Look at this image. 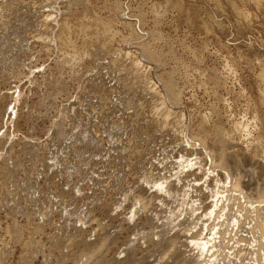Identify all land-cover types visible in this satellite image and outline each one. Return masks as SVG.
Segmentation results:
<instances>
[{"label":"rangeland","instance_id":"1","mask_svg":"<svg viewBox=\"0 0 264 264\" xmlns=\"http://www.w3.org/2000/svg\"><path fill=\"white\" fill-rule=\"evenodd\" d=\"M47 1L49 0H22L21 4L18 3L17 6L11 7L12 9L9 11L12 12L7 11L9 13L6 14L8 17H5V22H7L5 25L8 24V26H0V31H2V28L5 30L6 27V34L0 32V97L6 95L5 99L0 100L2 111H4L0 118V170L3 159L6 158H10L12 162L15 160L14 162L21 167V169H18L20 168L18 166L16 168L18 171L16 169V171H13L17 174L12 173V177L10 175L8 188L5 189L8 194L4 193V196L0 194L1 202L4 201L1 206L2 210H0L2 227H6V224H8L9 217L6 212L11 208L9 206H12V198L17 199L18 195H20L18 201L20 200L22 206L27 203L28 207L33 203L28 207V211L31 213V210L32 212L36 210L34 211L36 213L33 214L35 218L39 217L42 222L43 215L41 214L43 211H46L50 217L49 225L42 226L43 233L35 236L36 240H39L37 242L36 240L33 241L35 244H29L30 247L28 248L32 251H29L28 256H25L30 261L27 264H42L45 257L49 259L50 264H58V262L60 264H74L75 262V264H79L81 259L80 248L82 249L83 246L78 244L77 246L76 243L78 242L72 243L67 239L66 243L63 238L67 233L77 236L79 228H84L83 231L86 230L87 233L92 230L93 234V228L98 229L96 226L111 227V229L107 228L113 237L109 235L107 256L116 255L117 252H121L116 255L121 258L129 255L130 259L126 258V264H262L259 256L264 252V248H260L258 244L260 242L264 243V209L248 225L244 223L248 222V219H243V216H241L238 222L239 226L233 227L232 233L226 225L231 221L229 218L233 212L228 213L227 208L225 211L227 215L229 214L227 222H224L223 226L215 225L207 236L210 224L218 221L214 217L222 214L223 211L220 213H216V211L206 213L201 208L202 204L200 202L210 203L212 200H218L220 194H217L218 196L216 195L215 199L214 197L205 196L213 194L210 189L215 184L223 186L228 182L227 187H230V177L226 181L222 180L224 175L229 173L218 169L219 171L218 173L215 172L216 174L214 172L208 173L212 177L208 174L205 176L203 174L209 165L204 166L203 171H194L196 174L190 175L191 177L188 178L185 177L186 174L176 173L181 170L186 173L187 168L182 169L185 162L181 163L180 161L188 160V158L196 159L201 153L195 147L190 149L192 146L184 148L185 144L179 140L181 132L177 131L180 130L178 127L182 123L185 124L186 120L190 122L192 117H200L201 114V117L206 116L207 119L216 118L213 115L218 112L225 125H229V121H235L236 119V121L243 120L250 124L251 111L255 107L257 93L264 98V0H56V4L52 6L57 7L55 14L58 19L59 16L69 14L73 10L78 15L88 13V16H98L99 22L109 25V28H111L109 30L113 31L110 32L111 39L110 37L108 39V48L101 47L100 40H97L96 45L92 47L94 54L90 57L88 55L89 59L87 55H80L79 59L75 58L74 60H78V63L74 62L73 58L72 62L69 60V63L58 61L57 58L63 56L64 53L67 56L73 54V50L71 48L65 49V47L60 56L56 42L47 48L42 46L41 41L35 35L39 30L37 21L48 13V8L44 6ZM10 15H13V18H10ZM10 24L13 27L10 28ZM94 28L93 24L90 30ZM4 30L3 32H5ZM29 32L31 33L29 34ZM31 34L34 36L33 40ZM73 34L71 38L77 44H82V40H86L84 35ZM139 39L140 41L143 40L141 42L146 43L145 45L148 44L147 47L149 46L150 49L153 48L154 51L159 50V53L162 52L161 58L163 59L159 63L160 65L145 62L146 65L149 64L148 69H150L148 70V81L149 84L153 82L161 90L162 84L158 76L161 75L164 79H168V76H170L171 80L174 79L173 83L177 85V89L181 92L182 99L181 106H178L180 108H177L178 111L175 109V111L184 113V117H181L183 122H178L175 114V116L171 114V117L168 116L167 120L165 119L169 123L163 121L164 117H160L162 115L160 114L161 111L156 108H159V104L155 103L158 106L153 105L156 110L150 105L155 100L159 103V98L156 95H154L155 98H150L154 96L149 92L150 89L147 91L146 88L143 89V81L139 84V80L132 78L131 81L130 78L126 81V84L130 81L128 85H133L135 89L133 90L134 87L132 86L121 92V89H125L124 85L126 84L122 79H124L126 72L121 75L120 81L116 79L115 76L119 74V71H115L113 67L110 69L112 65L110 61L112 62L115 57H121V59L125 57L126 60V56L129 54L127 62L124 61L128 63V61L138 57V48H140L138 45L141 43ZM93 55L98 56L94 57ZM81 56L86 57V59H81ZM82 60H86L87 63H79ZM65 63L67 64L65 65ZM79 65H82L81 68H79ZM84 65L88 66L85 67ZM213 72L225 84L224 86L221 83L219 87L217 86V89L213 87L209 80H206L209 83V86L206 87L205 78ZM197 79L198 82H196ZM134 81L140 87L138 84H134ZM202 82H205V85ZM120 84L123 88H120ZM114 85L116 88L118 87V91ZM136 86L139 88L137 89ZM141 89L142 92H140ZM115 90L116 94L114 93ZM241 90L244 95L240 94ZM144 92H148L151 96L144 94ZM140 94L148 96L144 97ZM105 95L109 97L108 101H105ZM102 96L103 100L101 99ZM147 101L150 103L147 104ZM135 102L139 103L136 105ZM151 109L153 110L151 111ZM154 110L155 112H153ZM136 111H139L138 114ZM62 118H65V120H62ZM173 123H178L177 127ZM175 133L179 134L177 138ZM176 139L181 143L177 142ZM176 142L177 144H175ZM207 142L211 143L209 139ZM239 142H235L236 144L232 145V148L229 147L227 151L231 149L234 150L233 152L238 153V173L241 176L242 183H244V189L242 188L240 192H230L231 199L227 201L229 207L230 205L233 206L232 202L237 204L234 196L241 197L249 192L257 196L255 190L264 185L262 159L252 157L248 150L245 153L242 152L243 149H246L247 142L245 140ZM243 144L246 146L242 147ZM35 152H37V155L40 153V156L38 155L36 158ZM231 155L226 163L228 167L235 161ZM42 160L44 163L41 162ZM55 160H59L58 166H51V161ZM174 162H177L180 166L178 165L177 168L172 169ZM36 163L39 166H36ZM41 163H43V168ZM44 164L47 165V168L44 167ZM226 169L228 168L226 167ZM229 170L235 172L232 168H229ZM1 174L3 176V173ZM50 174H53V176ZM153 176H167L169 182L175 184L179 182L177 187H183V190L179 188V191L171 196L158 192V195L164 196L165 204L155 199L150 210L147 211L146 208H143L142 211L139 202L136 200L137 198L134 196L139 195L137 191L141 187L146 188L147 194L156 191L159 187V181L153 184L151 179H154ZM218 176L221 178L220 182L216 181ZM194 177L197 180L190 182V180L195 179ZM4 180H7V177ZM134 183L137 185L135 186ZM14 184H16L15 188L17 186L18 188H14L15 190L12 191ZM194 184L196 187H202V191L206 192L202 194V197L200 195V199L197 197L199 191L195 190L197 188ZM153 185H156L157 188ZM206 185L208 186L206 187ZM127 187H130V190ZM18 189L21 191L18 192ZM9 194L11 197L7 196ZM241 202L244 203L243 198ZM258 205L264 208V202L261 204L255 202L249 207ZM244 206L247 205L244 204ZM233 207L236 209V206ZM115 208L117 211H113ZM135 208L139 209L137 214ZM37 212H39V215ZM19 213L18 219L26 222L27 219L25 221L24 214L19 215ZM131 214L132 218L127 221ZM208 214H211V216ZM254 214L251 213L249 216H254ZM222 219L221 217L219 221ZM257 220L258 222L261 220L259 224ZM252 226H255V228ZM160 231H169V234L177 232L182 237L180 238L181 241L187 243L180 247L187 254L191 252L189 249L192 248L193 253H198V251L203 253L196 260H188L180 251L174 254L171 250L167 251L166 249L170 246L166 248L165 245L164 250L163 247H160V249L159 246H153L151 239H156V236H152V234ZM0 233V248L9 245L10 250H15L12 251V255L8 256L6 263L22 264L21 258L23 257H20L22 247L18 244L13 246L9 234L1 230ZM58 233L59 236L64 235L61 240L57 239ZM196 234L200 239L197 237L191 238V236H197ZM204 236H207V241L202 238ZM243 237L248 241H241L240 239ZM250 237L254 238V241H250ZM258 239L260 240L259 243ZM48 240L49 242H47ZM42 244L43 246H41ZM33 245L42 248L39 247L40 250H38ZM64 245L68 246L65 247ZM32 246L34 250L31 249ZM154 249L155 251H153ZM61 252L64 256L61 255ZM166 252H170V255H166L168 254ZM20 260L21 263H19Z\"/></svg>","mask_w":264,"mask_h":264},{"label":"bare ground","instance_id":"2","mask_svg":"<svg viewBox=\"0 0 264 264\" xmlns=\"http://www.w3.org/2000/svg\"><path fill=\"white\" fill-rule=\"evenodd\" d=\"M22 0H3V1H0V26H2V25H5V23H7V22H5V17L7 16L6 14L7 13H9V12H12V11H9L10 9H12L13 8V6L15 7V6H17L18 5V3H20ZM40 2V1H39ZM56 0H49V1H47V2H45L44 3V6H46L48 9V13H46V15L42 18V19H40L39 21H37V24H38V28H39V30L35 33V35L38 37V39L41 41V43H42V46H44V47H47V48H49L50 47V45H52V43H55V44H57V47H58V51H60L59 53V55L61 56L62 54H61V52H62V50H63V48H65V49H72L73 50V54L71 53L70 55H72L71 57H70V55L68 54V56H67V54L65 55V53H64V55L63 56H61L60 58H57L58 59V61H60V62H62L63 63V61H65V62H68L69 63V60L71 61L72 60V58H73V61L75 60V58H80V55H83L84 54V56H86L87 55V58L89 59V57H90V55H92V54H94V52H93V49H92V47L94 46V45H96V41L98 40H100L99 42H100V44H101V47H106V48H108V44H109V37H110V32L112 31V30H109V29H111V28H109L110 26L109 25H107V24H103V23H100L99 22V18H97L98 16H88V13H83V14H80V15H78V14H76L75 12H74V10L71 12V13H69V14H64V15H62V16H59V19H58V16H56V14H55V11L57 10V7H53L52 5H55L56 4ZM68 2V1H67ZM70 2V1H69ZM42 3V2H41ZM21 4V3H20ZM35 5V4H34ZM60 6V5H59ZM12 7V8H11ZM115 7H118V6H115ZM37 8V7H36ZM62 8V7H61ZM110 8V7H109ZM14 10V9H13ZM7 11H9V12H7ZM14 13H15V10L13 11ZM47 12V11H46ZM58 13V12H57ZM67 13V12H66ZM63 14V13H62ZM11 16V15H10ZM9 16V17H10ZM8 17V16H7ZM6 17V18H7ZM10 18H13V15L10 17ZM9 18V19H10ZM123 20V19H122ZM7 21V20H6ZM10 21V20H9ZM8 21V22H9ZM13 21V20H12ZM101 21V20H100ZM11 22V21H10ZM98 22V23H97ZM58 24V26H57V24ZM94 24V26H95V28L94 29H92V30H90V28H91V26ZM125 24H127V23H125ZM15 25V24H14ZM128 25V24H127ZM5 26H8V24L7 25H5ZM10 26V28H11V24L9 25ZM2 27H4V26H2ZM13 27V26H12ZM37 27V26H36ZM14 28H16V27H14ZM37 28V29H38ZM1 29V28H0ZM3 30H4V28H2V31H0V32H2V33H4V34H6V27H5V32H3ZM17 30V29H16ZM18 31H19V27H18ZM11 32V31H10ZM14 32H15V29H14ZM33 32V31H32ZM113 32V31H112ZM111 32V33H112ZM134 32V31H133ZM1 33V34H2ZM16 33V32H15ZM31 32H29V34H30ZM73 33H76V35H80V36H83L84 35V37L86 36V40H82V44H77L76 43V41H74V40H72V38H71V36H72V34ZM135 33H136V31H135ZM3 34V36H5ZM19 34H21V33H19ZM23 34V33H22ZM33 34V33H32ZM32 34H31V36H32ZM114 34V33H113ZM34 35V34H33ZM34 35V36H35ZM100 35H103L102 37H99ZM112 35V34H111ZM137 35V34H136ZM135 35V36H136ZM1 36V35H0ZM28 36V35H27ZM34 36H32L31 38H32V40L34 39ZM73 36H74V34H73ZM24 37V36H23ZM37 37H36V39H37ZM26 38V37H25ZM28 38V37H27ZM82 39H83V37H81ZM0 39H1V37H0ZM9 39V38H8ZM29 39H30V37H29ZM29 39H27V40H29ZM76 39V38H75ZM110 39H111V37H110ZM18 40V39H17ZM19 40H20V37H19ZM38 40V41H39ZM77 40V39H76ZM135 40V39H134ZM11 41V40H10ZM84 41V42H83ZM129 41V40H128ZM141 41H143V40H141ZM140 41V39H139V42H141ZM78 42V41H77ZM11 43H13V42H11ZM14 43H16V42H14ZM18 43V42H17ZM137 43V42H136ZM139 44V43H138ZM146 44V43H145ZM144 44V42L142 43H140L138 46L140 47V48H138L139 49V55H138V57H136L135 59H132V61L130 60V61H128V63H125V62H127L126 60H127V58H129V57H127V56H129V54H128V52H127V56H126V60H125V57L123 58V59H121V57H115L114 59H112V62L110 61V63L112 64L111 65V67H110V69L113 67V69L115 70V71H119V74H120V72H121V74L119 75L118 73V75H119V77H118V75L117 76H115V77H117L116 79H118L119 81L121 80V75L123 74L124 75V73H125V75H124V79H122L123 81H124V83L126 84V81L128 80V79H130L131 78V81H132V78L133 79H135V80H139L138 82H139V84H141V82L143 81V86H144V88L143 89H145L146 88V91L148 90V89H150V91L149 92H151V94H153L152 96H154V95H156V97H158L159 99H158V101H159V103L158 102H155V101H157V100H155V101H151L152 103L150 104L152 107H153V105H155V103H157V104H159V108L158 107H156L158 110H160L161 112H160V114H162L160 117L161 118H163L164 117V122H168V121H166L167 119V117L168 116H170L171 114H173L172 116H177V118H178V120L177 119H174V120H177L178 122H183V118H181L182 116L184 117V113L183 112H177L178 111V109L180 108H178V106H181V92H179V90L177 89V85H174V83H173V80H171L170 79V76H168L169 78L168 79H164V78H162L161 77V73L160 74H158V75H160V76H158V78H160V80L159 81H161V90H159L158 88V86H155V84L153 83V82H151V84H149V81H148V78H149V75H148V70H150V69H148L149 68V62H151L152 64H158V65H160L159 63L161 62V60L163 59V58H161L162 56V52L161 53H159L158 51H154V49L152 50V49H150L149 48V46L147 47V45H145ZM14 45V44H13ZM30 46V45H29ZM91 46V47H90ZM56 47V46H55ZM3 48V47H2ZM5 48V47H4ZM91 48V49H90ZM65 49H64V52H65ZM99 49H100V46H99ZM103 49V48H102ZM3 50H5V49H3ZM63 53V52H62ZM98 53V52H97ZM124 53H126V52H124ZM1 54V53H0ZM96 54V53H95ZM88 55H89V57H88ZM124 55V54H123ZM67 56V57H66ZM94 57H96V56H98V55H93ZM131 56V55H130ZM82 57V56H81ZM21 58V57H20ZM78 58V59H79ZM5 59V58H4ZM7 59V58H6ZM5 59V60H6ZM81 59H86V57H82ZM91 59V58H90ZM21 60V59H20ZM66 60H68V61H66ZM0 61H1V59H0ZM2 61H3V59H2ZM55 62H56V60H54ZM78 61V60H77ZM77 61H74V62H77ZM80 61V60H79ZM86 61V60H85ZM85 61H81V62H79V63H83V62H85ZM89 61H92V60H89ZM125 61V62H124ZM181 61V60H180ZM72 62V61H71ZM70 62V63H71ZM73 62V63H74ZM145 62H148L147 63V65L145 64ZM154 62V63H153ZM163 62V61H162ZM78 63V62H77ZM85 63H87V62H85ZM165 63V62H164ZM57 64H58V62H57ZM67 63H65V65H66ZM84 64V63H83ZM82 64V65H83ZM89 64V63H88ZM177 64V63H176ZM72 65V64H71ZM71 65H70V67H71ZM74 65V64H73ZM81 65V66H82ZM157 65V66H158ZM56 66V65H55ZM62 66H64V65H62ZM69 66V65H68ZM75 66H78V65H75ZM81 66L79 65V68H81ZM85 66V65H84ZM84 66H83V68H84ZM88 66V65H87ZM87 66H85V67H87ZM162 66H164V65H162ZM183 66V65H182ZM186 66V65H185ZM184 66V67H185ZM197 66V65H196ZM178 67V66H177ZM59 68H61V67H59ZM161 68V67H160ZM193 68V67H192ZM229 68H231V67H229ZM74 69V68H73ZM186 69H188V68H186ZM200 69V68H199ZM232 69H234L233 67H232ZM16 70V69H15ZM85 70V69H84ZM86 70H87V68H86ZM85 70V71H86ZM84 71V72H85ZM113 71V70H112ZM114 71V72H115ZM122 71H123V73H122ZM198 71V70H197ZM207 71V70H206ZM216 71V70H215ZM232 71H234V70H232ZM80 72V71H79ZM165 72V71H164ZM164 72H162V73H164ZM15 73V72H14ZM116 73V72H115ZM201 73H203V72H201ZM229 73V72H228ZM111 74H112V72H111ZM164 74H166V73H164ZM198 74V73H197ZM200 74V73H199ZM22 75V74H21ZM173 75V74H172ZM180 75V74H179ZM200 75H202V74H200ZM199 75V76H200ZM205 75V74H204ZM216 74L213 72L209 77L208 76H206L207 78H205V82H206V80H209V82L213 85V87H216L217 88V86L219 87L220 85H221V81L215 76ZM233 75V74H232ZM54 76V75H53ZM129 76V77H128ZM131 76V77H130ZM162 76H163V74H162ZM186 76V75H185ZM228 76V75H227ZM78 77V76H77ZM77 77H75V78H77ZM114 77V78H115ZM151 77V76H150ZM172 77V76H171ZM204 77V76H203ZM219 77V76H218ZM56 78V77H55ZM79 78V77H78ZM120 78V79H119ZM157 78V79H158ZM165 78H167V76H165ZM200 78V77H199ZM50 79V78H49ZM48 79V80H49ZM195 79V78H194ZM193 79V80H194ZM204 79V78H203ZM60 80V79H59ZM79 80V79H78ZM117 80V81H118ZM150 80V79H149ZM151 81V80H150ZM196 81V80H195ZM201 81V80H200ZM224 81V80H223ZM43 82H44V80H43ZM196 82H198V79H197V81ZM205 82H202L203 84L205 83ZM47 83V82H46ZM55 83H57V82H55ZM62 83V82H61ZM120 83V82H119ZM122 83V82H121ZM128 83H130V81H128ZM128 83L126 84V85H124L125 86V89H121V92L122 91H125L127 88L129 89V87H132V86H130V85H128ZM133 83V82H132ZM208 83V81L205 83L206 84V87L207 86H209V83ZM134 84H138V83H135V81H134ZM138 84V86L140 87V85ZM176 84V83H175ZM195 84H197V83H195ZM200 84V83H199ZM204 84V85H205ZM52 85V84H51ZM118 85V84H117ZM201 85V84H200ZM211 85V86H212ZM222 85L224 86L225 84H223L222 83ZM63 86V85H62ZM128 86V87H127ZM142 86V87H143ZM179 86V85H178ZM210 86V87H211ZM46 87V86H45ZM60 87V86H59ZM114 87H115V85H114ZM122 86H121V84H120V88H121ZM134 87V86H133ZM137 87V86H136ZM139 87H137V89L139 88ZM201 87V86H200ZM205 87V86H204ZM204 87L202 88L203 90H204ZM113 88V87H112ZM118 88V87H117ZM117 88L115 87V89L117 90ZM123 88V87H122ZM209 88V87H208ZM221 88V87H220ZM54 89V88H53ZM56 89V88H55ZM59 89V88H58ZM114 89V88H113ZM112 89V90H113ZM133 90L135 89V87L134 88H132ZM181 89V88H180ZM207 89V88H206ZM212 89V88H211ZM218 89V88H217ZM223 89V88H222ZM116 90L114 91V93L116 92ZM140 90V89H139ZM208 90V89H207ZM213 90V89H212ZM215 90V89H214ZM118 91V90H117ZM120 91V90H119ZM136 91H138V90H136ZM135 91V92H136ZM264 91V90H263ZM57 92V91H56ZM128 92V91H127ZM131 92H132V90H131ZM139 92V91H138ZM140 92H142V89H141V91ZM243 92H244V90H243ZM262 92V91H261ZM52 93V92H51ZM118 94L120 93V92H117ZM149 94L148 92H144V94ZM263 93V92H262ZM1 94V93H0ZM48 94V93H47ZM116 94V93H115ZM122 94V93H121ZM132 94V93H131ZM151 94H149V96H151ZM240 94H243L242 93V90H241V92H240ZM258 95H256V98H257V101H255V107H253L252 108V119H251V121H250V124L249 123H246L245 121H233V120H231V121H229L230 123H229V125H225V122L223 121V119L222 118H220L219 116H220V113H218L217 112V114H215V115H213V116H216V118H209V119H207L206 118V116L204 117V116H202L201 117V115H199L200 117H196V118H194V117H192L191 119V121L190 122H188L187 120L185 121L186 123V125L185 124H183L182 123V125H180V127H178L180 130H177V131H180L181 133H180V139L179 140H181V142L182 143H184L185 144V146H184V148H187V147H190V146H192V147H190V149L191 148H193V147H195V148H197V149H199V151L201 152L200 153V155H198L197 157H196V159L194 158L193 160H192V158L191 159H189L188 158V160H182V161H180L181 163H184L183 165H182V169H184V168H187L186 169V173H184L183 172V170H181V171H179V173H176V174H186L185 175V177L186 178H188V177H191L190 175H195L196 174V172H194V171H196V170H201V171H203V167L204 166H206V165H209L208 166V168L206 169V172H204V174L203 175H207L208 173H212V172H217L218 173V171L220 170V171H223V172H226V173H229L228 175H224V178H222V180H224V181H226L227 179H228V177H230L229 178V180H231L229 183H230V187H227V183L228 182H226V184L225 185H223V186H220V185H218V184H215L213 187H212V189H210L212 192H213V194H211V195H206L205 197H214V199H215V196L217 195V194H220V197H219V201L218 200H212L210 203H202V202H200L201 204H202V206H201V208L204 210V211H206V213H213V212H215L216 211V213H220L221 211H223V212H225L226 211V209L228 208V213L229 212H233V214H231L232 216H230V218L228 217L229 216V214L227 215V213L225 212L224 214H223V212H222V214H220V215H217L216 217H214V218H217L218 219V221L217 222H213V223H211L210 224V228H209V232L207 233V236L210 234V230L211 229H214V226L215 225H218V226H223V224H224V222H227V219L229 218L231 221H229V223L226 225L228 228L227 229H229L231 232L233 231V227H235L236 225L237 226H239L238 224V222H239V220H240V217L241 216H243V219H248V222H244L245 223V225H248L250 222H252L251 220H254V219H256V217H258V215L259 214H261L260 212L264 209L261 205H258V206H256V207H249V206H252L253 205V203L255 204V202H257L258 204H261V203H263L264 202V185L262 186V187H259V188H257L256 190H255V192L257 193V196L254 194V193H251V192H249L248 194H246L245 193V195H243V196H239V197H235L234 196V199H236L237 200V204H235L234 202H232L233 203V206H236V209L233 207V206H231L230 205V207H229V204L227 203V201H229L230 199H231V194H230V192L231 191H241L242 190V188L244 187L243 186V184L244 183H242V179H241V176H240V174L238 173V166L239 165H237V163L239 162V158H238V153H235V152H233L231 149V152L229 153V151H227V149L229 148V147H233L232 145H235L236 143H237V141L239 142H241V141H246L247 142V147H246V149L244 150L243 148H241V149H243V151L242 152H246L247 150H248V152H249V154L252 156V157H259V158H261L262 159V163L264 164V98L263 97H261V94H259V93H257ZM9 95V94H8ZM128 95V94H127ZM133 95V94H132ZM140 95H143V94H140ZM244 95V94H243ZM125 96V95H124ZM138 96V95H137ZM144 96V95H143ZM142 96V97H143ZM145 96H148V95H145ZM144 96V97H145ZM248 96V95H247ZM130 97H131V95H130ZM136 97V96H135ZM143 97V98H144ZM6 98V95L4 94V95H2L1 97H0V100L2 101L3 99H5ZM108 98L109 97H107L106 95H105V101L107 100L108 101ZM140 98H141V96H140ZM151 99L152 98H155V96L154 97H150ZM255 98V99H256ZM102 100H103V96H102V98H101ZM111 99V98H110ZM109 99V100H110ZM114 99V98H113ZM149 99V98H148ZM220 99V98H219ZM141 100V99H140ZM132 101V100H131ZM134 101H135V99H134ZM142 101H143V99H142ZM141 101V102H142ZM130 102V101H129ZM141 102H140V106H141ZM146 102V101H145ZM101 103H103V102H101ZM106 103V102H105ZM136 103V102H135ZM139 103V102H138ZM138 103H136V105L138 104ZM150 103V102H149ZM148 103V101H147V104H149ZM156 104V105H157ZM107 105V104H106ZM134 105V104H133ZM155 105V106H156ZM139 106V105H138ZM143 106H144V104H143ZM146 106V105H145ZM158 106V105H157ZM183 106V105H182ZM126 108V107H125ZM155 110H156V108L155 107H153ZM178 108V109H177ZM212 108H214V107H212ZM5 109V108H4ZM3 109V110H4ZM136 109V108H135ZM175 109H177V111H175ZM216 109V108H215ZM139 110V109H138ZM153 109H151V111H152ZM155 110L153 111V112H155ZM217 110V109H216ZM73 111V110H72ZM215 111V110H214ZM221 111V110H220ZM219 111V112H220ZM245 111V110H244ZM137 112V111H136ZM139 112V111H138ZM138 112H137V114H138ZM156 112H159V111H156ZM212 112V111H211ZM211 112H209V113H211ZM3 113H4V111H2V106L0 105V118H1V115H3ZM197 113V112H196ZM70 114V113H69ZM136 114V113H135ZM158 114V113H157ZM157 114H156V116H157ZM175 114V115H174ZM224 115V114H223ZM68 116H70V115H68ZM73 116V115H72ZM163 116V117H162ZM187 116V115H186ZM197 116V115H196ZM212 116V115H211ZM66 117H67V115H66ZM65 117V118H66ZM153 117H154V115H153ZM171 117V116H170ZM251 117V116H250ZM65 118H62V120L64 119L65 120ZM223 118H225V117H223ZM67 119V118H66ZM166 119V120H165ZM186 119V118H185ZM190 119V118H189ZM230 119H232V118H230ZM234 119V118H233ZM61 120V121H62ZM69 120V119H68ZM154 120V119H153ZM226 120V119H225ZM67 121V120H66ZM154 121H156V120H154ZM170 121H172V120H170ZM0 122H1V119H0ZM176 122V121H175ZM62 123V122H61ZM60 123V124H61ZM156 123V122H155ZM158 123V122H157ZM160 123V122H159ZM169 123V122H168ZM63 124V123H62ZM171 124V123H170ZM173 124H175L176 125V127H177V124L178 123H173ZM181 124V123H180ZM227 124V123H226ZM57 125H58V123H57ZM157 125V124H156ZM62 126V125H61ZM155 126V125H154ZM164 126V125H163ZM166 126V125H165ZM174 126V125H173ZM179 126V125H178ZM58 127V126H57ZM65 127V126H64ZM156 127V126H155ZM160 127V126H159ZM175 127V128H176ZM151 128V127H150ZM178 128H176V129H178ZM59 129H61V128H59ZM66 129V128H65ZM163 129V128H162ZM169 129V128H168ZM164 130V129H163ZM63 131V130H62ZM61 131V132H62ZM168 131V130H167ZM60 132V131H59ZM175 132V131H174ZM65 133V132H64ZM178 133V132H177ZM65 135V134H64ZM175 135H176V138H177V135H179V134H176L175 133ZM174 137V136H173ZM179 137V136H178ZM208 139H209V141H211V143L209 142H207L208 141ZM177 141V139H176V141L177 142H179V143H181L180 141ZM177 142L175 143V144H177ZM195 142H198L197 144L195 143ZM233 142H234V144H233ZM236 142V143H235ZM239 142V143H240ZM178 143V144H179ZM246 145H242V147L243 146H246ZM45 150V149H44ZM187 151V150H186ZM197 151V150H196ZM27 152V151H26ZM33 152V151H32ZM42 152V151H41ZM36 153V154H35ZM34 154H35V156H36V158L38 157V155L40 154V153H38V155H37V152H35ZM194 154H196V153H194ZM198 154V153H197ZM202 154V155H201ZM232 154V155H231ZM230 155L233 157V159L235 160H233L234 161V163L233 164H231V165H229V167H228V165H226V163L228 162L227 160L228 159H230L229 157H230ZM234 155V156H233ZM40 156V155H39ZM54 158V157H53ZM182 158V157H181ZM232 159V158H231ZM12 160V159H11ZM38 160H39V158H38ZM41 160V159H40ZM15 161V160H14ZM12 162V161H10V158L8 159V158H6V159H3V165H2V168H1V170H0V194H1V196H4V193H7V191H5V189H7L8 188V182L10 181L9 180V178H10V175H11V177L13 176V174H17L16 172L15 173H13V171L16 169V168H18V166H19V164L18 163H16V162ZM37 161V160H36ZM45 161V160H44ZM19 162V161H18ZM41 162H43V160L41 161ZM166 162V161H165ZM179 162V163H180ZM19 163H21V162H19ZM44 163V162H43ZM43 163H41L42 164V168H43ZM51 166H58V164H59V160L58 161H51ZM39 164H40V162H39ZM20 165H22V164H20ZM35 165V163L33 164V166ZM38 164L36 163V166H37ZM45 165V164H44ZM62 165V164H61ZM177 165V166H176ZM178 165L179 164H177V162L175 163L174 162V164L172 165V169H174V168H177L178 167ZM35 166V167H36ZM39 166V165H38ZM41 166V165H40ZM47 165H45L44 167H46ZM82 166V165H81ZM180 166V165H179ZM196 166V167H195ZM20 167V166H19ZM226 167L228 168V169H226ZM33 168V167H32ZM36 168H38V167H36ZM41 168V169H42ZM47 168V167H46ZM49 168V167H48ZM229 168L231 169H234V171L235 172H237V173H235V172H232V171H230L229 170ZM18 169H21V167L20 168H18ZM34 169V168H33ZM45 169V168H44ZM219 169V170H218ZM17 170V169H16ZM15 170V171H16ZM47 171H48V169H46ZM185 170V169H184ZM18 171V170H17ZM35 171H38V170H35ZM45 171V170H44ZM43 171V172H44ZM53 171V170H52ZM80 171V170H79ZM205 171V170H204ZM20 172V171H19ZM19 172H18V174H19ZM56 172V171H55ZM222 172V173H223ZM1 173H3V176H1L2 174ZM13 173V174H12ZM47 173V172H46ZM50 173V172H49ZM200 173V172H199ZM203 173V172H202ZM201 173V174H202ZM39 174H40V170H39ZM175 174V173H174ZM174 174H171V175H174ZM175 174V175H176ZM198 174V173H197ZM216 174V173H215ZM214 174V175H215ZM46 175V174H45ZM48 175V174H47ZM50 175H52L53 176V174H50ZM158 175V174H157ZM160 175V174H159ZM199 175V174H198ZM208 175H210V174H208ZM213 175V174H212ZM223 175V174H222ZM15 176V175H14ZM18 176V175H17ZM179 176V175H178ZM183 176V175H182ZM202 176V175H201ZM211 176V175H210ZM5 177H7V180H4V178ZM150 177H152L151 175H150ZM154 177V179L153 178H151L152 180H153V184H156V182H158V188H157V186L155 187L154 185V187L155 188H157L156 189V191H152L151 193H149V194H147L146 193V188H143V187H141L138 191H137V189H138V186L135 188V190L137 191V194H139L138 196L137 195H135V194H132V195H135L134 197L135 198H137L136 200H137V202H139V205H140V207H141V209H142V211H143V208L145 209L146 208V210L148 211V210H150V208L152 207L151 205H153L152 203H153V201L156 199V200H159V201H161V203L162 204H165V202H164V196H162V195H158L157 193L159 192H163L164 194H166V196H171L173 193H176L177 191H179V188H181V187H177V184L179 183H177V181H176V183L177 184H175L174 182H169L168 181V178L169 177H167V176H161V177H155V176H153ZM212 177V176H211ZM144 178V177H143ZM146 178H147V176H146ZM179 178V177H178ZM184 178V177H183ZM195 178V177H194ZM203 178V177H202ZM206 177H204L203 179H205ZM12 179V178H11ZM38 179V178H37ZM207 179V178H206ZM13 180H15V179H13ZM176 180V179H175ZM197 179L195 178V179H193V180H190V182H194V181H196ZM220 180H221V178H220V176H218L217 178H216V181L217 182H220ZM12 181V180H11ZM150 181V180H149ZM178 181H179V179H178ZM182 181V180H181ZM223 181V182H224ZM11 183V182H10ZM12 183H13V181H12ZM11 183V184H12ZM17 183V182H16ZM206 183V182H205ZM183 185H184V182L182 183ZM120 185V184H119ZM134 185L136 186L137 184L136 183H134ZM133 185V186H134ZM15 186H16V184H14V186H13V189H12V191L13 190H15L16 188H18V186L15 188ZM28 186V185H27ZM132 186V187H133ZM186 186V185H185ZM188 186V185H187ZM192 186V185H191ZM194 186H195V184H194ZM202 186H204V185H202ZM208 185H206V187H207ZM30 187H31V184H30ZM131 187V189H133ZM151 187H152V185H151ZM153 187V188H154ZM196 187V186H195ZM194 187V188H195ZM205 187V188H206ZM12 188V187H11ZM15 188V189H14ZM21 188V187H20ZM32 188H33V186H32ZM120 188V186L118 187V189ZM127 188H129V190H130V187H127ZM183 188V187H182ZM181 188V189H182ZM190 188V187H189ZM197 189H195V190H197V191H199V195L197 196L199 199L202 197V194H205L206 192L205 191H202V187H196ZM204 188V187H203ZM126 189V188H125ZM235 189V190H234ZM239 189V190H238ZM244 189V188H243ZM19 190V189H18ZM121 190V189H120ZM183 190V189H182ZM184 190H186V189H184ZM209 190V191H210ZM9 191H11V190H9ZM11 191V192H12ZM17 191V190H16ZM21 190H19L18 192H20ZM37 191V190H36ZM77 191H78V189H77ZM127 191V190H126ZM132 191V190H131ZM130 191V192H131ZM134 191V190H133ZM191 191V190H190ZM196 191V192H197ZM62 192V191H61ZM120 192V191H119ZM205 192V193H204ZM13 193V192H12ZM31 193V192H30ZM35 193V192H34ZM64 193V192H63ZM185 193V192H184ZM188 193V192H187ZM244 193V192H243ZM8 194V193H7ZM11 194V193H10ZM10 194L9 195H7V196H10ZM16 194V193H15ZM15 194H14V196H15ZM28 194V193H27ZM26 194V195H27ZM59 194V193H58ZM120 194V193H119ZM124 194V193H123ZM209 194H210V192H209ZM240 194V193H239ZM6 195V194H5ZM12 195V194H11ZM24 195V194H23ZM34 195V194H33ZM76 195V194H75ZM200 195H201V197H200ZM19 197H20V195H18ZM18 196L16 197L17 199H13L12 198V200H13V202H12V206H9V207H11L10 209H8L7 210V212H6V215L9 217V222H8V224H6V227H2V221H1V217H0V230L2 231V232H5V233H7V234H9V238H10V241L12 242V244H13V246L14 245H16V244H18V245H20L21 247H22V249H21V252H20V257H23V258H21L22 259V264H27V263H29L30 261H29V259H28V257H26L25 258V256H28L29 255V251H32V250H29L30 248H28V247H30V243H33V241H35L36 240V238H35V236L36 235H38V234H41V233H43V231H44V229L42 228V226H46V225H49V221H50V217L47 215V213H46V211H43L42 212V214L41 215H43V221L41 222L40 221V218L39 217H37V218H35L34 217V215L33 214H35L34 213V211H36V210H33V212H32V210H31V213L28 211V207H30L33 203H32V201H31V205L30 204H28V205H30V206H28L27 207V203H24L23 204V206L21 205V203L18 201ZM25 196V195H24ZM23 196V197H24ZM36 196V195H35ZM137 196V197H136ZM180 196V195H179ZM218 196V195H217ZM11 197V196H10ZM25 198V197H24ZM33 198H36V197H33ZM62 198V197H61ZM185 198V197H184ZM233 198V197H232ZM242 198H243V200H244V203H242L241 202V200H242ZM4 199V198H3ZM26 199H27V196H26ZM37 199V198H36ZM77 199V198H76ZM210 199V198H209ZM23 200V199H22ZM135 200V201H136ZM26 202H27V200H25ZM35 201H37V200H35ZM34 201V202H35ZM119 201H120V199H119ZM123 201V200H122ZM210 201V200H209ZM4 202V201H3ZM3 202H1V200H0V210H2V208H1V206L3 205L2 203ZM112 202V201H111ZM121 202V201H120ZM30 203V202H29ZM36 203V202H35ZM116 203V202H115ZM195 203V202H194ZM39 204H41V203H39ZM103 204V203H102ZM117 204V203H116ZM138 204V203H137ZM154 204H155V202H154ZM244 204L245 205H247V206H244ZM35 205V204H34ZM159 205H160V203H159ZM36 206V205H35ZM37 206L39 207V205L37 204ZM112 206V205H111ZM119 206V205H118ZM161 206V205H160ZM37 207V210L39 209ZM139 207V208H140ZM164 207V206H163ZM170 207V206H169ZM172 207V206H171ZM32 208V207H31ZM34 208V207H33ZM32 208V209H33ZM41 208H42V206H41ZM121 208V207H120ZM147 208H149V209H147ZM30 209V208H29ZM196 209V208H195ZM45 210V209H44ZM51 210V209H50ZM135 210H136V214L138 213V211H139V209L137 208H135ZM208 210V211H207ZM53 211V210H52ZM113 211H117L116 210V208H115V210H113ZM141 211V210H140ZM244 211V213H242ZM19 212H21V213H19ZM203 212V211H202ZM18 213H19V215L20 214H24L23 216H24V218H25V221H26V219H27V221L26 222H24L23 220H19L18 219ZM51 213V212H50ZM240 215H239V214ZM251 213H255L254 214V216L253 215H251V216H249V214H251ZM37 214L39 215V212H37ZM36 214V215H37ZM134 214V213H133ZM37 215V216H38ZM208 215H210L211 216V214H208ZM215 215V214H214ZM213 215V216H214ZM112 216H113V214H112ZM130 216V218L129 219H127V221H130V219L132 218V214L131 215H129ZM206 216V215H205ZM223 218L221 221H219V219L220 218ZM39 219V220H38ZM264 219V218H263ZM36 220H38V221H36ZM195 220V219H194ZM197 220V219H196ZM211 221V220H210ZM261 221V220H260ZM259 221V222H260ZM46 222H47V224H46ZM212 222V221H211ZM259 222H258V220H257V223L259 224ZM263 222V221H262ZM108 224V223H107ZM257 224V225H258ZM122 225V224H121ZM254 225V224H253ZM261 225H262V223H261ZM61 227V226H60ZM98 229H94L93 228V234H92V230H91V232L89 231L88 233L86 232V230H84L83 231V229L84 228H79L78 229V234H77V236L76 235H74V234H72V233H67L66 235H65V237H67V238H65L64 237V235H60L59 236V233H58V237H57V239L59 238L60 240H61V238H63V239H65L64 241H66V239L67 240H69V241H71L72 243L74 242L75 243V241L76 242H78V243H76V245L78 244V245H82L83 246V248L81 249L80 248V251H81V254H80V257H81V259H80V262H79V264H120L121 262L122 263H125V260H126V258H129V255L128 256H126V257H124V258H121V257H118V256H116L117 254L119 255L121 252H117L116 253V255H113V256H107V252H108V249H109V246H107L108 245V240H110V237H109V235L111 236L112 235V233H110V231L109 230H107V228L109 227L110 229H111V227L110 226H96ZM118 227H120V228H122L123 226H118ZM207 227V226H206ZM253 227V226H252ZM259 227V226H258ZM75 228V227H74ZM108 228V229H109ZM246 228V227H245ZM253 228H255V226L253 227ZM64 229V228H63ZM77 229V228H76ZM116 229H118V228H116ZM207 229V228H206ZM60 230V229H59ZM75 230V229H74ZM115 230V229H114ZM68 231H70V230H68ZM68 231H66V232H68ZM224 231H226V230H224ZM248 231V230H247ZM251 231V230H250ZM75 232V231H74ZM249 232V231H248ZM263 232V231H262ZM76 233V232H75ZM233 233V232H232ZM235 233V232H234ZM1 234V233H0ZM64 234V233H63ZM195 234V233H194ZM45 235V234H44ZM55 235V234H54ZM93 235V236H92ZM153 235H155L156 236V239H151V243L153 244V246H159V248L160 247H163V250L165 249V247L166 248H168L169 246V248L168 249H166L167 251H169V250H171L172 251V254H174V253H176V252H178V251H180V253L183 255V256H185L186 257V259H188V260H196V258H198L203 252L202 251H198V253H193L192 252V249H189L190 251V253H186V251L185 250H181V246L182 245H184L185 243L184 242H182L181 241V239L180 238H182L180 235H178V233L176 232V233H173V234H169V231H160V232H157V233H153L152 234V236ZM193 235V234H192ZM197 236H191V238L193 239V238H199L198 237V234H196ZM1 236V235H0ZM26 236V237H25ZM47 236V235H46ZM52 236V235H51ZM93 238H92V237ZM207 236H204V237H202L203 239H205L206 240V238H207ZM89 237H91V238H89ZM112 237V236H111ZM190 237V236H189ZM51 238V237H50ZM88 238V239H87ZM113 238V237H112ZM153 238V237H152ZM261 238V237H260ZM1 239V238H0ZM47 239H48V237H47ZM200 239V238H199ZM254 238H251L250 237V241H254L253 240ZM3 240V239H2ZM37 240H39V239H37ZM37 240H36V242H37ZM51 240V239H50ZM56 240V239H55ZM74 240V241H73ZM189 240V239H188ZM208 240V239H207ZM206 240V241H207ZM241 241H245L246 242V240L248 241V239H246L245 237H243V238H241L240 239ZM117 241V240H116ZM192 241V240H191ZM258 241V243H259V239L257 240ZM10 242V243H11ZM40 243H41V241H39ZM47 242H49V240L47 241ZM62 242V241H61ZM61 242H59V244H61L62 245V243ZM3 243H5L4 241H3ZM2 243V244H3ZM52 243V242H51ZM56 243H57V241H56ZM66 243H67V241H66ZM179 243V244H178ZM195 243V242H194ZM33 244H35V243H33ZM49 244V243H48ZM54 244V243H53ZM150 244V243H149ZM187 244V243H186ZM185 244V245H186ZM5 245H6V243H5ZM4 245V246H5ZM40 245V244H39ZM38 245V246H39ZM77 245V246H78ZM164 245V246H163ZM166 245V246H165ZM195 245V244H194ZM203 245H204V243H203ZM202 245V246H203ZM260 245V248H264V243L263 242H260V244H258V246ZM3 246V247H4ZM9 246V245H8ZM8 246L7 247H5V248H0V264H5L6 263V261H7V258H8V256L11 254L12 255V251L14 250H10L9 248H8ZM12 246V245H11ZM33 246H36V245H33ZM33 246L31 247V249L33 248ZM41 246H43V244L41 245ZM41 246H39L40 248H42ZM63 246V245H62ZM61 246V247H62ZM65 246V245H64ZM68 245H66L65 247H67ZM77 246H75V247H77ZM147 246V245H146ZM198 246V245H197ZM253 246V245H252ZM20 247V248H21ZM39 247H34L35 249L36 248H38V250H40V248ZM64 247V248H65ZM108 247V248H107ZM34 248H33V250H34ZM47 248V247H46ZM59 248H60V246H59ZM78 248V247H77ZM258 248V247H257ZM68 249V248H67ZM67 249H65V250H67ZM134 249V248H133ZM136 249V248H135ZM134 249V250H135ZM150 249V248H149ZM153 249V248H152ZM155 249H156V247H155ZM155 249L153 250V251H155ZM158 249V248H157ZM161 249V248H160ZM165 250V251H166ZM187 250V249H186ZM15 251V250H14ZM37 251V250H36ZM42 251V250H41ZM53 251V250H52ZM61 251V250H60ZM77 251H79L78 249H77ZM117 251V250H116ZM238 251V250H237ZM241 251V250H240ZM239 251V252H240ZM70 252V251H69ZM132 252H134V251H132ZM143 252V251H142ZM157 252V251H156ZM164 252V251H163ZM196 252V251H195ZM51 253V252H50ZM62 253V252H61ZM68 253V252H67ZM73 253V252H72ZM122 253H124V252H122ZM135 253V252H134ZM137 253V252H136ZM145 253V252H144ZM149 253V252H148ZM160 253V252H159ZM166 253H168V252H166ZM170 253V252H169ZM166 254V255H170V254ZM31 254H32V252H31ZM70 254V253H69ZM69 254H68V256H69ZM77 254V253H76ZM179 254V253H178ZM213 255H214V253H212ZM264 254V252L262 253V255ZM33 255V254H32ZM31 255V256H32ZM48 255V254H47ZM46 255V256H47ZM62 256H64L63 255V253L61 254ZM67 255V254H66ZM74 255H75V252H74ZM78 255V254H77ZM162 255V254H161ZM213 255H211V256H213ZM262 255H258L259 257H260V263H262V264H264V255L262 256ZM49 256V255H48ZM67 256V257H68ZM134 256V255H133ZM162 256H164V255H162ZM205 256V255H204ZM33 257V256H32ZM72 257H73V255H72ZM167 257V256H166ZM224 257V256H223ZM46 258V257H45ZM44 258V260H43V263L42 264H48V261H49V259H45ZM70 258H71V256H70ZM24 259V260H23ZM78 259V258H77ZM130 259V258H129ZM162 259V258H161ZM58 260V259H57ZM259 260V259H258ZM128 261V260H127ZM126 261V262H127ZM210 261V260H209ZM61 262V261H60ZM196 262V261H195ZM199 262V261H198ZM197 262V263H198ZM255 262V261H254ZM19 263H21V260H20V262ZM76 263V262H75ZM74 263V264H75ZM121 263V264H122ZM200 263V262H199ZM7 264V263H6ZM49 264H50V261H49ZM58 264H60L59 262H58ZM126 264V263H125Z\"/></svg>","mask_w":264,"mask_h":264}]
</instances>
